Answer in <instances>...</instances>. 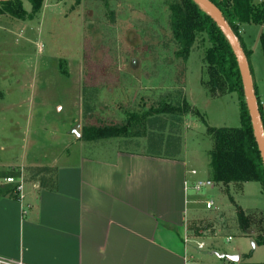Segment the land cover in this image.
I'll return each instance as SVG.
<instances>
[{
	"label": "rangeland",
	"instance_id": "1",
	"mask_svg": "<svg viewBox=\"0 0 264 264\" xmlns=\"http://www.w3.org/2000/svg\"><path fill=\"white\" fill-rule=\"evenodd\" d=\"M252 1L264 5V0ZM23 5L28 11L32 8L29 0ZM243 27L249 34H243ZM241 32L244 42L252 37L254 43L249 26H241ZM177 47L166 0H111L109 5L44 0L32 19L0 14V171L23 168L28 178L30 168L54 163L60 151L70 153L68 159L78 153L108 158L113 145L140 148L125 138L133 136H115L94 139L106 145L97 149L82 134L93 125L124 124L136 113L135 132L136 126L142 129V112L185 98L192 111L173 127L181 135L178 148L183 149L184 142L189 166L198 168L203 179H211L213 138L208 128L241 126L239 95L210 92L203 82L205 47L199 40L182 77ZM250 60L264 99V53L259 43ZM79 121L77 136L72 130ZM166 127L169 130L167 124L154 123L149 131ZM189 199L187 216L191 222H202L198 240L206 244L199 248L196 241L189 243L195 264H264V244L256 241L254 230L251 236L241 225L236 206L245 212L264 209L260 182L244 183L242 189L232 184L229 191L217 183L199 191L191 185ZM208 200L214 201L212 208ZM237 254L240 260L227 258Z\"/></svg>",
	"mask_w": 264,
	"mask_h": 264
},
{
	"label": "crops",
	"instance_id": "2",
	"mask_svg": "<svg viewBox=\"0 0 264 264\" xmlns=\"http://www.w3.org/2000/svg\"><path fill=\"white\" fill-rule=\"evenodd\" d=\"M246 25L255 34L254 43L252 37L244 43L264 103L250 60L264 24L258 29ZM242 31L247 32L245 27ZM142 137H125L142 146L113 145L108 158L78 153L68 159L70 153L60 151L49 164L57 171L55 191L24 179L22 198L0 194V259L22 264H195L189 243L199 244L201 235L190 225L202 222H191L187 210L190 187L203 179L201 171L189 166L184 142L180 155L173 157L155 154L167 149L147 140L140 143ZM89 141L106 148L102 140L100 145ZM0 182L10 183L6 178Z\"/></svg>",
	"mask_w": 264,
	"mask_h": 264
},
{
	"label": "trees",
	"instance_id": "3",
	"mask_svg": "<svg viewBox=\"0 0 264 264\" xmlns=\"http://www.w3.org/2000/svg\"><path fill=\"white\" fill-rule=\"evenodd\" d=\"M32 8L28 11L23 0L0 1V14H10L16 18L26 20L34 18L41 10L44 0H29ZM80 4L82 0H73ZM102 1L109 5L111 0ZM223 12L249 57L250 50L246 48L241 26L249 23L264 24V5H256L252 0H212ZM170 9V26L173 38L177 43L175 57L179 61L178 67L182 77L186 73V62L197 43L201 41L205 47L204 60L206 62L204 83L209 87L213 95L236 91L239 95L241 109V126L209 127L208 132L213 138V147L210 151V164L212 168L211 179L222 184L227 191L234 184L242 189L244 183L258 181L264 188V160L255 135L253 122L246 102L242 75L235 52L217 22L205 12L194 0H166ZM206 42L208 45H206ZM259 45L264 53V30L259 36ZM262 114V104L259 100ZM152 107V106H151ZM192 111L187 99L176 102L166 101L156 107L142 112V129L134 122L138 115L132 114L124 124H105L86 127L82 137L86 140L109 138L115 136H148L147 141L153 147L166 148L167 153L158 152L157 155L173 156L180 152L181 135L174 131L173 127L183 123L184 116ZM199 114L197 110L195 113ZM263 123L264 116L262 115ZM134 121V122H132ZM150 122V123H148ZM154 123L167 124L169 130L161 132L153 129L149 131V125ZM140 133V134H138ZM146 138V137H145ZM172 153V155L170 154ZM23 171L11 169L9 172L0 171V179L14 176L19 179ZM28 178L36 180L41 188L57 190L58 178L56 168L49 165L37 166L27 171ZM0 194L20 199L18 183L0 182ZM234 201V198L231 196ZM238 216L241 225L246 229H253L256 233V241L264 244V209L245 212L239 205ZM196 224V223H195ZM200 225L191 224L195 234L200 235ZM192 230V231H193Z\"/></svg>",
	"mask_w": 264,
	"mask_h": 264
},
{
	"label": "water",
	"instance_id": "4",
	"mask_svg": "<svg viewBox=\"0 0 264 264\" xmlns=\"http://www.w3.org/2000/svg\"><path fill=\"white\" fill-rule=\"evenodd\" d=\"M0 1H9V0H0ZM194 1L217 22V24L221 27L224 34L227 36L229 42L232 45V48L235 52V55L239 63L242 80H243L244 92L246 96V102L253 122L255 135L264 160V123L259 105V97L256 92L252 70L245 49L240 41L239 36L235 33V31L231 27L230 23L226 19L222 10L212 0H194ZM79 124L80 121L72 130L73 132H75L77 136H80V133L77 132L76 130V127ZM221 256H225V255H221ZM236 257H237L236 255H228L227 258L236 259Z\"/></svg>",
	"mask_w": 264,
	"mask_h": 264
},
{
	"label": "built area",
	"instance_id": "5",
	"mask_svg": "<svg viewBox=\"0 0 264 264\" xmlns=\"http://www.w3.org/2000/svg\"><path fill=\"white\" fill-rule=\"evenodd\" d=\"M261 104H262V115L264 116V103L261 102ZM191 172L193 174H196L197 170L193 169V170H191ZM6 181L10 182V183H18V191L20 192V197L22 198L23 197V187H24V174L22 173V175L19 179H17L14 176H8V177H6ZM214 186H215V183L213 180H211V179H200V180L196 181V183L194 184V189L199 191L203 187H214ZM206 205L208 208H212L214 206V201L208 200V201H206ZM231 238H232L231 236L228 237V239H231ZM198 246H199V248H203L205 246V243L201 241V242H199ZM0 262L4 263V264H22V263H12L10 261H5L3 259H0Z\"/></svg>",
	"mask_w": 264,
	"mask_h": 264
}]
</instances>
